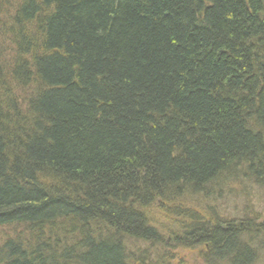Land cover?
<instances>
[{"label": "trees", "instance_id": "obj_1", "mask_svg": "<svg viewBox=\"0 0 264 264\" xmlns=\"http://www.w3.org/2000/svg\"><path fill=\"white\" fill-rule=\"evenodd\" d=\"M257 190L264 0H0V264H257Z\"/></svg>", "mask_w": 264, "mask_h": 264}, {"label": "rangeland", "instance_id": "obj_2", "mask_svg": "<svg viewBox=\"0 0 264 264\" xmlns=\"http://www.w3.org/2000/svg\"><path fill=\"white\" fill-rule=\"evenodd\" d=\"M215 205L218 206L219 213L224 218L242 219L248 214L249 218H251L252 214L256 213L264 220V193L258 190L244 197L240 196V194L235 198L225 195L224 199ZM198 258L197 254H190L186 257L184 256V261L186 264H203ZM257 264H264V252H261Z\"/></svg>", "mask_w": 264, "mask_h": 264}]
</instances>
